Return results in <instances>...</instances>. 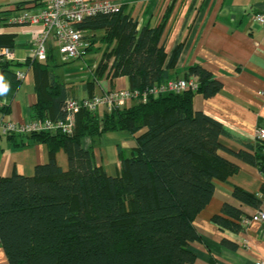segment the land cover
<instances>
[{"label": "trees", "instance_id": "1", "mask_svg": "<svg viewBox=\"0 0 264 264\" xmlns=\"http://www.w3.org/2000/svg\"><path fill=\"white\" fill-rule=\"evenodd\" d=\"M79 27L90 32L88 51L94 48L95 32L101 31L106 50L97 72L127 76L131 90L168 80L183 50L178 44L164 68L162 28L139 30L126 4L117 12L87 18ZM14 42V36H0V48H13ZM56 57L51 47L45 60L29 59L37 92L35 118L65 115L71 96L55 73L60 65L53 63ZM13 65L0 55L1 74L16 91L21 80L10 69ZM191 75L199 77L197 90L139 97L111 111L102 108L101 113L84 108L70 134H8L17 146L40 142L49 151L48 162L38 164L34 175L15 172L0 177V243L9 264H191L204 257L206 251L195 245L201 238L194 220L212 199L214 180L225 181L240 169L228 156L256 166L264 178V140L239 151L223 145L220 138L230 135L226 127L194 108L197 92L214 96L222 83L201 65L189 67L184 77ZM112 131H127L136 140L130 154L118 149L117 175L107 173L94 150L95 141ZM84 139L92 144L85 147ZM60 150L67 153V170L57 162ZM233 196L241 204L260 208L264 182L259 193L235 187ZM249 218L240 206L225 202L213 220L240 233ZM222 243L238 247L229 238Z\"/></svg>", "mask_w": 264, "mask_h": 264}, {"label": "crops", "instance_id": "2", "mask_svg": "<svg viewBox=\"0 0 264 264\" xmlns=\"http://www.w3.org/2000/svg\"><path fill=\"white\" fill-rule=\"evenodd\" d=\"M131 8L138 21V29L145 26L161 27L160 43L167 54V67L178 44L183 50L176 65L169 69L170 78L184 77L189 67L201 65L222 83L221 89L211 97L197 92L194 108L220 121L229 131L220 142L233 151L256 143V132L264 129V24L254 20V15L264 13V0H120ZM46 5V0H0V36H14L12 49L16 71L24 68L23 60L30 59L35 47V27L19 26L12 22L13 16L28 9L36 12ZM7 47V46H5ZM49 47L57 56L54 42ZM10 48V47H9ZM103 57V56H102ZM111 63V62H110ZM60 64V63H59ZM61 65V64H60ZM71 97L85 98L112 89L130 88L129 78H112L109 71L103 75L97 69L91 75L68 73L60 76ZM37 102L35 76L32 69L12 91L9 80L0 70V177H10L15 172L32 176L38 164L49 160L48 147L44 143L28 141L17 146L2 130L6 121L25 123L31 119ZM128 101V105L133 104ZM103 111L100 108V113ZM88 147L90 139H84ZM136 145L135 136L127 131L104 133L95 141V156L107 173L117 175L121 165L118 149L128 154ZM240 169L227 180H214L215 191L206 207L198 213L194 225L201 241L195 245L206 251L203 258L191 264H260L264 262V222L251 221L243 232L225 229L213 217L222 211L225 202L240 206L252 217L258 210L264 211V203L254 208L239 203L233 196L235 187L259 193L264 182L260 170L233 156ZM57 162L68 169V157L64 150L57 153ZM229 238L237 243L236 249L224 245ZM0 264H9L6 251L0 243Z\"/></svg>", "mask_w": 264, "mask_h": 264}, {"label": "built area", "instance_id": "3", "mask_svg": "<svg viewBox=\"0 0 264 264\" xmlns=\"http://www.w3.org/2000/svg\"><path fill=\"white\" fill-rule=\"evenodd\" d=\"M124 3L120 0H46L42 9L33 12L24 9L12 18V22L19 26L30 25L35 27V47L30 56L31 60H45L48 56L49 44L54 42L62 62L74 61L87 54L91 46V37L88 31L79 27L85 19L99 14H111L120 10ZM254 20L264 24V13L254 15ZM0 55L14 64L15 57L9 47L0 48ZM29 58L23 60L24 68L17 69L18 80L26 78L31 69ZM199 77L169 78L163 83L155 84L145 90L112 89L90 98L69 97L64 106V117L60 119H31L25 123L6 121L2 124L5 134H29L32 132L50 131L70 134L75 127L76 115L84 108L96 111L100 108L111 111L114 107L125 106L128 101L141 97L146 100L150 95L174 92L181 93L185 90H197ZM256 140H264V129H258ZM251 221L264 222V211L258 210L245 225ZM260 264H264L261 262Z\"/></svg>", "mask_w": 264, "mask_h": 264}, {"label": "rangeland", "instance_id": "4", "mask_svg": "<svg viewBox=\"0 0 264 264\" xmlns=\"http://www.w3.org/2000/svg\"><path fill=\"white\" fill-rule=\"evenodd\" d=\"M95 34L96 42L94 48L87 54H85L82 58H78L74 61L62 64L59 54H57L56 60L53 61V63L57 62L61 64L58 66V69L56 71L60 74V76H65L68 73L72 72L73 74H80L84 76L91 75L92 77V73L95 71V69H97L102 59L103 53L106 50L105 43L100 41L101 31H96Z\"/></svg>", "mask_w": 264, "mask_h": 264}]
</instances>
